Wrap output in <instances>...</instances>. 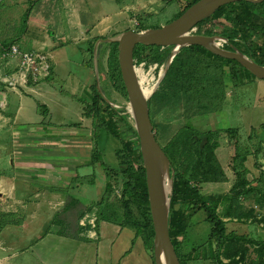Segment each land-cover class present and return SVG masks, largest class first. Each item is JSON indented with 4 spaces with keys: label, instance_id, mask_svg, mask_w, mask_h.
Segmentation results:
<instances>
[{
    "label": "rangeland",
    "instance_id": "rangeland-1",
    "mask_svg": "<svg viewBox=\"0 0 264 264\" xmlns=\"http://www.w3.org/2000/svg\"><path fill=\"white\" fill-rule=\"evenodd\" d=\"M185 4L186 0H0V45H8L15 42L21 45L20 40L24 38L38 39L42 35L38 31L40 28L44 29V33L48 34V36L56 27L65 29L67 25L65 24L66 20H64L66 14L64 11L71 12V41L66 40L61 43H67L68 48L61 45L55 49H48L50 54L52 52L57 58H62L64 60L62 63L66 65H69L67 60L71 59L69 66L61 67L62 70L71 73L70 78L61 75V78L70 80L68 83L49 79L51 75L50 68L49 76L46 79L38 83L29 81L26 85H22L20 81H12L19 75L16 62L0 63L2 64V71L6 73L1 76L12 82H9V84L0 82V116L3 118V115L6 114L7 117L12 118L13 116H10L9 110L13 111L16 104H18L19 96H34L35 91H33L32 87L44 83L50 86V91L52 92L50 96L52 102H47L45 105L49 106L53 112L50 123L45 127H49L51 132L54 133L50 134V136L46 135L45 133L48 132L41 131V126L37 125V121H31L30 125L13 126L9 132L0 134V143H6L4 148H0V154L4 153L2 152L3 149H6V153L11 150V154L16 156L25 154L34 160H38L42 156L50 159L49 156L51 155L43 152L45 149L39 148L42 144L40 143L41 137L43 139L46 136H59L58 139H51L56 142L52 145L56 146L59 143L66 142L68 137L59 135L57 132H66V130L71 128V136L69 135L71 137V156L74 157L75 164L85 161L90 162L93 151L97 150L105 165V167H101L99 163H95L79 168V173L85 177L79 181L74 179L72 185L78 182L84 187L81 189L86 199L82 202L83 204L88 201H90V204L91 202L95 204L99 201L104 185L108 181L112 186L113 192L108 200L106 213L109 218L119 219L122 213L119 204L122 177L119 174L124 168V165H122L124 154L118 141L111 137L107 138L101 131L95 134L93 118L84 115L91 102L90 85L94 81V76L92 77L94 74H92V70L83 67V60H87L90 56L89 45L92 38H94L93 34H100L95 36L98 38H109L125 30L139 31L142 30L140 28L160 27L180 11ZM27 10V21L24 29H22V18ZM263 22L264 20H260V23ZM219 30V28L213 29L214 32ZM27 49L35 48L32 44H28ZM108 50L109 46L106 44H102L98 50L99 87L105 98L112 104V108L115 110L123 109V114H127V99L112 90L108 82L110 71L107 65ZM46 56L49 62V56L47 54ZM134 65L139 72L149 77L152 76L153 82L156 81L158 72L161 69L156 64H146L144 62ZM89 79L92 81L88 82ZM225 81L227 84L225 101L221 110L216 113L192 115L189 112L185 114L181 97L169 102L165 107L158 106L156 102L151 105L153 131L157 142L161 146L165 145L185 123H189L199 133L207 130L220 131L217 137L218 146L214 153L216 161L224 173V180L211 185H200L199 190L205 195L229 193L234 185L236 180L232 171L233 162L231 160L234 156L235 142L238 146L237 153L240 158L242 156L245 157L243 167L247 170L246 176L250 181L249 186L256 185V187L260 188L262 186L264 188V137L257 138L258 132H261L260 124L264 123V80L249 79L238 87H233L228 83V80ZM57 101L67 107L66 110L68 112L62 111L63 114H59L61 109L54 104ZM39 102L40 99L32 100L31 111H33L34 119L35 115H38L36 109L38 110L42 107L39 106ZM101 107L103 108L102 105ZM38 111L40 115H43V109ZM128 121L132 124L130 116ZM118 125L122 138L133 140L132 134L126 127L119 121ZM52 128L54 131H52ZM227 128L236 129L237 135L227 137L222 131ZM19 143L25 145H16ZM54 159L60 160L61 158L54 157ZM6 165L9 171L14 172L12 168L10 169L9 164ZM176 167L180 168L178 165ZM63 193L65 197H68L66 189ZM240 201L243 205L240 210L242 220L225 219L227 231L245 235L254 242L264 243V223H254L252 221L253 217L260 219L261 215H264V206L262 207L255 203L253 197L248 199L243 197ZM31 208L32 205L27 204L26 210L28 211H24L22 216L15 214L8 215L4 219L0 218V226L5 223L1 221L7 220H11L15 224L13 226V230H15L13 242L11 246H6L10 247L12 251L18 252L29 248L36 238L41 237L48 225L49 213L44 205H39L35 210H31ZM95 211V208H93L91 212L85 213L81 218V223H78L81 228L88 227V230L84 229L82 233L88 234V231H93ZM133 211L136 221L142 223L140 214L134 208ZM219 214L222 215L221 207L219 208ZM75 219H77L76 215L72 213L71 221H75ZM8 224L10 225V223ZM209 229L210 227L204 219V213L200 211L195 214L183 240L184 251L203 245L206 242ZM48 230L55 231V228H48ZM130 232L134 234L133 231L130 230ZM92 236L95 238L94 233ZM92 244L94 246L103 245L102 242ZM239 244L246 248V253L244 259L237 264H264V249L262 257L259 258L256 253L258 251L256 243L239 242ZM1 254H3L2 250ZM21 262L19 259H14L10 264H20ZM96 262L100 263L99 256L94 261V263ZM197 264H207V261Z\"/></svg>",
    "mask_w": 264,
    "mask_h": 264
},
{
    "label": "trees",
    "instance_id": "trees-1",
    "mask_svg": "<svg viewBox=\"0 0 264 264\" xmlns=\"http://www.w3.org/2000/svg\"><path fill=\"white\" fill-rule=\"evenodd\" d=\"M197 1L186 0L183 8L165 24L177 18ZM27 17L28 10L22 18V29L25 27ZM260 20H264V0L260 3L239 1L219 7L211 16L195 25L194 33L206 36L219 35L227 39L230 45L238 48L244 55L264 66V22L260 23ZM157 27L159 26L149 28ZM147 28L140 29L145 30ZM215 28L220 30L214 32L213 29ZM96 39L98 37L92 38L90 42L89 58L83 60V66L91 70H93L92 46ZM11 44L0 45V49L4 50ZM106 45L109 46L107 54V65L110 68L109 85L112 90L127 99L116 61V43ZM222 46L229 49L228 44ZM170 49L171 47L161 48L137 44L133 50L134 64L144 62L161 67L165 63ZM249 79L255 80L256 78L234 60L215 56L197 45L184 47L176 54L158 89L148 101L151 123V105L154 102L160 107H165L169 102L181 97L185 114L189 112L192 115L216 113L221 110L225 101L227 86L225 80H228V83L233 87H238ZM90 90L91 102L84 115L93 118L95 134L101 131L107 138L111 137L118 141L124 154L122 162L124 168L119 174L122 177L119 197V204L122 209L121 217L119 219L109 218L106 213L108 200L113 192L112 186L106 181L99 201L95 204L91 202L96 210L93 230L98 233L100 223L114 225L118 230L130 229L134 232L135 238L141 239L145 250L149 253L151 263L154 264L152 257L153 229L136 132L128 121V114H123V109H113L98 94L95 80L90 85ZM118 121L132 134L133 140L122 138ZM259 128L261 132H258L257 138L260 139L264 137V123H261ZM222 131L227 137L237 135V130L234 128H227ZM218 133L220 131L214 130L199 133L189 123H185L165 145L159 144L174 172L168 233L180 264H197L204 263V261H207V264H237L244 259L246 253V248H243L239 242L256 243L258 245L256 253L259 258L262 257L264 243L254 242L245 235L228 232L226 229L227 222L225 219L242 220L240 210L243 205L240 199L243 197L244 199L253 197L255 203L264 206V188L262 186L256 187V185L249 186L250 181L246 176L247 170L243 167L245 157L240 158L237 153L236 142L233 149L234 156L231 160L236 181L230 192L205 195L199 190L202 184L220 183L224 180V173L218 165L214 153L218 146ZM90 159L88 165L99 163L101 167H105L97 150L93 151ZM176 165L180 168L178 169ZM91 204L83 206L74 197H65L62 209L53 215L47 230L48 228H55V233L59 236L88 241L85 236H80V233L84 229L88 230V227L81 228L78 221L85 213L93 210ZM132 207L142 217V223L136 221ZM220 207L222 208V215L219 214ZM200 211L204 213L205 222L210 227L206 242L201 246L184 251L183 240L191 226V219ZM72 213L76 215L75 221H71ZM252 221L264 223V215H261L260 219L253 217ZM2 226L3 224L0 228Z\"/></svg>",
    "mask_w": 264,
    "mask_h": 264
},
{
    "label": "crops",
    "instance_id": "crops-1",
    "mask_svg": "<svg viewBox=\"0 0 264 264\" xmlns=\"http://www.w3.org/2000/svg\"><path fill=\"white\" fill-rule=\"evenodd\" d=\"M64 12L66 13L64 20H66L65 24L67 25L65 29L56 27L52 32L50 31L51 33L48 36V34L44 33V29L37 28L42 34L40 38L33 40L24 38L20 40L21 45L16 42L14 44L23 51L36 50L46 53L49 56L51 68L49 79L68 83L70 80L61 78V75L70 78L71 73L62 70L61 67L69 66L71 59L67 60L69 65H66L62 63L64 61L62 58H57L52 52L50 54L48 50L49 48L55 49L61 45L68 48L67 43H61H64L66 40L71 41V12ZM93 35L95 37L100 34ZM28 44H32L35 49H27ZM2 69V64H0V76L6 74ZM85 69L90 68L85 67ZM91 81L90 79L88 80V82ZM32 89L35 91L34 96H19L18 104H16L13 111L9 110L10 116H13L12 118L7 117L6 114L3 115V118L0 116V134L2 132H9L13 126L30 125L31 121H37V125L41 126V131L48 132L45 133L46 135L50 136V134H54L49 127H45L50 123L53 113L49 106L45 105L47 102H52L50 98L52 95L50 86L41 83L32 87ZM35 98L40 99L39 106H42L38 110L43 109L45 113L40 115L36 109L38 115H35L34 119L31 109L32 100L36 101ZM54 104L61 109L59 114L62 111L68 112L66 110L67 107L61 102L57 101ZM52 131H54L53 128ZM70 131L71 128L66 130V132H57L59 135L68 137L66 142L59 143L56 146L52 145L56 142L51 139H58L59 136H46L43 139L41 137L40 143L42 144L39 148L45 149L43 152L51 155L49 156L50 159L42 156L38 160H34L25 154L20 156L12 155L11 150L6 153V149H3L2 152L4 153L0 154V218L4 219L8 215L15 214L22 216L24 211H28L26 210L27 204L32 205L31 210H35L39 205H44L49 213L47 219V224L49 225L53 215L60 211L64 205L65 195L63 191L65 189L68 192L67 196L73 195L76 200L83 204L82 202L86 199L81 189L84 187L78 184V182L72 185V182L76 178V181L84 179L85 176L79 173V168L88 165L89 161L75 164V159L71 156ZM5 144L0 143V148H4ZM16 145L24 146L25 144L19 143ZM54 157H60L61 159L57 160ZM6 164H9L10 169L12 168L14 172L9 171ZM207 184L211 185L214 183ZM89 202L83 204V206H87ZM80 221L81 219L78 221L79 224L81 223ZM2 222L5 223L0 228V238L2 237L0 239V252L2 250L3 253L0 255V264H10L14 259L22 261L20 264H98L97 262L94 263L98 259V256L100 259L99 264H152L141 239L139 237L135 238L134 234L126 228L118 230L114 225L100 223L98 233L94 230V232L88 231V234L80 233V236H85L88 239V241H80L73 237L59 236L55 231L47 230V225L41 237L36 238L29 248L15 252L10 247H6L11 246L13 242L15 233L13 226L15 224L11 220ZM93 233L95 234V238L92 236ZM93 241L98 244L102 242L103 245L94 246L92 243L95 242Z\"/></svg>",
    "mask_w": 264,
    "mask_h": 264
},
{
    "label": "water",
    "instance_id": "water-1",
    "mask_svg": "<svg viewBox=\"0 0 264 264\" xmlns=\"http://www.w3.org/2000/svg\"><path fill=\"white\" fill-rule=\"evenodd\" d=\"M239 1L260 3L263 0H198L177 18L160 27L147 28L142 31L125 30L109 38H98L92 46L95 87L102 99L112 107L99 87L97 55L101 44L116 43L117 64L128 102L126 113L131 117L132 127L137 135L141 165L145 174L148 209L153 229L154 264L180 263L168 233L174 172L170 161L155 139L149 117L148 101L158 89L176 54L182 48L192 45L200 46L215 56L234 60L256 79L264 80V66L230 45L227 39L219 35L206 36L191 33L198 22L211 16L219 7ZM137 44L161 48L171 47L165 63L161 65L158 72L154 83L155 89L149 96L143 94L135 73L133 50ZM223 44H228L229 49L223 48Z\"/></svg>",
    "mask_w": 264,
    "mask_h": 264
},
{
    "label": "built area",
    "instance_id": "built-area-1",
    "mask_svg": "<svg viewBox=\"0 0 264 264\" xmlns=\"http://www.w3.org/2000/svg\"><path fill=\"white\" fill-rule=\"evenodd\" d=\"M194 32L195 28L191 30V33ZM0 60V63L5 62V64L9 61L16 62L19 75L12 81H20L22 85H26L29 81L38 83L49 76L50 65L46 54L42 52L23 51L16 44H11L4 50L0 49ZM0 82L9 84L11 80L8 81L0 76Z\"/></svg>",
    "mask_w": 264,
    "mask_h": 264
},
{
    "label": "bare ground",
    "instance_id": "bare-ground-1",
    "mask_svg": "<svg viewBox=\"0 0 264 264\" xmlns=\"http://www.w3.org/2000/svg\"><path fill=\"white\" fill-rule=\"evenodd\" d=\"M135 73L137 75L139 86L141 87L143 94L149 96L155 89V85H154L155 81L153 82V77L151 75H150L151 77H149L148 75L139 72V70H137L136 68H135Z\"/></svg>",
    "mask_w": 264,
    "mask_h": 264
}]
</instances>
